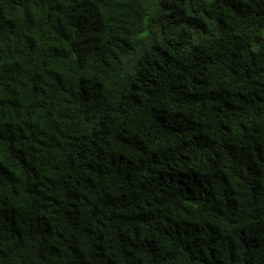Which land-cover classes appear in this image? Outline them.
I'll return each instance as SVG.
<instances>
[{"label": "trees", "instance_id": "trees-1", "mask_svg": "<svg viewBox=\"0 0 264 264\" xmlns=\"http://www.w3.org/2000/svg\"><path fill=\"white\" fill-rule=\"evenodd\" d=\"M0 264H264V0H0Z\"/></svg>", "mask_w": 264, "mask_h": 264}]
</instances>
